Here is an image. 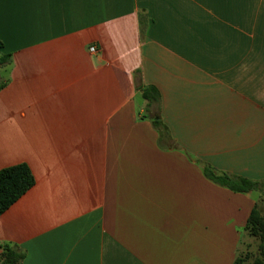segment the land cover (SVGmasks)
Here are the masks:
<instances>
[{
  "label": "crops",
  "instance_id": "obj_1",
  "mask_svg": "<svg viewBox=\"0 0 264 264\" xmlns=\"http://www.w3.org/2000/svg\"><path fill=\"white\" fill-rule=\"evenodd\" d=\"M0 42V170L35 179L0 245L235 263L256 199L202 167L264 183V0H0Z\"/></svg>",
  "mask_w": 264,
  "mask_h": 264
},
{
  "label": "trees",
  "instance_id": "obj_2",
  "mask_svg": "<svg viewBox=\"0 0 264 264\" xmlns=\"http://www.w3.org/2000/svg\"><path fill=\"white\" fill-rule=\"evenodd\" d=\"M0 42V47H2ZM144 98L148 102L158 101L159 94L154 88L144 90ZM156 127L160 126L154 121ZM205 177L214 184L226 188L234 193L255 194L259 197L244 227V233L250 237L261 240L257 264H264V183L243 177L220 173L210 165L203 164ZM35 184L34 176L26 164L15 165L0 170V216L8 210L18 199L26 194ZM26 257L25 251L17 245L4 243L0 245V264H23ZM236 258L234 264H240Z\"/></svg>",
  "mask_w": 264,
  "mask_h": 264
},
{
  "label": "rangeland",
  "instance_id": "obj_3",
  "mask_svg": "<svg viewBox=\"0 0 264 264\" xmlns=\"http://www.w3.org/2000/svg\"><path fill=\"white\" fill-rule=\"evenodd\" d=\"M253 197L254 199H257L259 195L255 193ZM263 213H264V207H263ZM241 239L242 240L240 242L238 255H237L239 260L240 261L242 260L240 264H257L256 260L259 258V254H260L261 240L250 237L244 232Z\"/></svg>",
  "mask_w": 264,
  "mask_h": 264
},
{
  "label": "built area",
  "instance_id": "obj_4",
  "mask_svg": "<svg viewBox=\"0 0 264 264\" xmlns=\"http://www.w3.org/2000/svg\"><path fill=\"white\" fill-rule=\"evenodd\" d=\"M89 51H90V53H92V54H97V53H98V49H97L96 47H91V48L89 49Z\"/></svg>",
  "mask_w": 264,
  "mask_h": 264
}]
</instances>
